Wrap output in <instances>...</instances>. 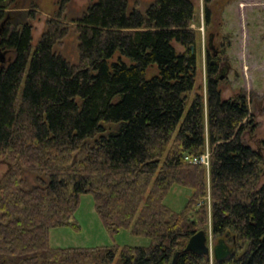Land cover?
Returning a JSON list of instances; mask_svg holds the SVG:
<instances>
[{
    "label": "trees",
    "instance_id": "1",
    "mask_svg": "<svg viewBox=\"0 0 264 264\" xmlns=\"http://www.w3.org/2000/svg\"><path fill=\"white\" fill-rule=\"evenodd\" d=\"M16 1L0 0V161L10 165L0 184V262L210 264L186 250L196 233L209 235L210 220L213 237L232 242V254L214 264H264L263 158L242 140L247 98L225 100L209 80L207 102L199 94L188 105L197 78L194 2L155 0L142 12L130 0H97L77 23L72 63L55 51L69 33L60 19L69 0L36 48L30 23L6 31ZM207 149L208 169L185 159ZM24 168L48 182L26 189ZM175 185L191 192L181 212L165 204ZM85 194L111 234L131 229L151 245L53 247L52 229H78Z\"/></svg>",
    "mask_w": 264,
    "mask_h": 264
},
{
    "label": "rangeland",
    "instance_id": "2",
    "mask_svg": "<svg viewBox=\"0 0 264 264\" xmlns=\"http://www.w3.org/2000/svg\"><path fill=\"white\" fill-rule=\"evenodd\" d=\"M96 1L69 0L66 11L60 18L69 27V33L55 46V51L72 63L79 62L77 23ZM154 1L130 0V8L145 12ZM192 1L195 4V18L191 28L196 31L194 50L197 56V78L195 88L188 96V105L199 94L203 96L204 102H207L209 80L216 81L225 100L239 95L247 98L250 111L249 124L242 133V140L255 151H262V173L257 184L258 189L264 185V0ZM61 3L62 0H17L7 9L13 19L6 27V31L19 30L25 23H30L33 26V47L36 48L47 30L46 23L52 18L58 19ZM211 33L215 40L212 43L214 49L209 44ZM175 47L181 53L186 50L177 43ZM118 57L119 54L113 61ZM124 60L129 62L127 59ZM211 62L215 63L213 72L209 71ZM157 71L156 65L151 66L147 71V78L155 76ZM113 128L108 129L107 133L116 129ZM93 142L89 140L90 144ZM8 163L0 161V184L8 174L10 167ZM22 173L26 189L40 187L43 181L48 182L46 177H40L28 168H24ZM175 186L166 195L165 204L172 210L181 212L191 192ZM207 186L210 192L209 181H207ZM209 198L208 196V201ZM208 211L210 212V208ZM74 224L78 229L73 227L52 229L50 232L51 245L59 248L104 246L123 248L151 245L149 238L136 236L131 229L111 234L97 213L95 200L91 194L81 197ZM207 230L211 245L214 247L218 243V238L215 239L212 235L210 220ZM227 244L232 245L231 239ZM114 264H122L120 256H117ZM210 264H214L213 257Z\"/></svg>",
    "mask_w": 264,
    "mask_h": 264
},
{
    "label": "water",
    "instance_id": "3",
    "mask_svg": "<svg viewBox=\"0 0 264 264\" xmlns=\"http://www.w3.org/2000/svg\"><path fill=\"white\" fill-rule=\"evenodd\" d=\"M192 49L194 48L192 47ZM0 57L1 62H4V58L1 54ZM221 79H223V76H221ZM76 158L77 157H75L73 163L69 167H72L75 164ZM186 250L199 255H206L209 260L213 257L217 261H223L232 254L231 246L228 245L224 239L219 240L218 243L212 247L210 236L204 230L196 233L190 238Z\"/></svg>",
    "mask_w": 264,
    "mask_h": 264
},
{
    "label": "built area",
    "instance_id": "4",
    "mask_svg": "<svg viewBox=\"0 0 264 264\" xmlns=\"http://www.w3.org/2000/svg\"><path fill=\"white\" fill-rule=\"evenodd\" d=\"M210 155L211 152L210 150L207 149V151L201 156H196V157L186 156L185 159L194 165H203L208 169L210 167Z\"/></svg>",
    "mask_w": 264,
    "mask_h": 264
},
{
    "label": "flooded vegetation",
    "instance_id": "5",
    "mask_svg": "<svg viewBox=\"0 0 264 264\" xmlns=\"http://www.w3.org/2000/svg\"><path fill=\"white\" fill-rule=\"evenodd\" d=\"M215 40H214V38H213V33H211V37H210V41H209V44H210V47L212 48V49H214V46L212 45V43L214 42ZM216 54V57H217V53H215ZM211 64L212 65H214L215 63L214 62H211ZM260 155H262V151L261 150H259V151H257ZM263 157V156H262ZM9 172V171H8ZM1 225H2V215H0V229H1ZM0 264H3L2 262H0Z\"/></svg>",
    "mask_w": 264,
    "mask_h": 264
},
{
    "label": "bare ground",
    "instance_id": "6",
    "mask_svg": "<svg viewBox=\"0 0 264 264\" xmlns=\"http://www.w3.org/2000/svg\"><path fill=\"white\" fill-rule=\"evenodd\" d=\"M47 24V23H46ZM206 95H207V93H206ZM248 109V108H247ZM262 166V165H261ZM33 171H34V169H33ZM42 183V182H41ZM176 187V186H175ZM211 199V198H210Z\"/></svg>",
    "mask_w": 264,
    "mask_h": 264
}]
</instances>
